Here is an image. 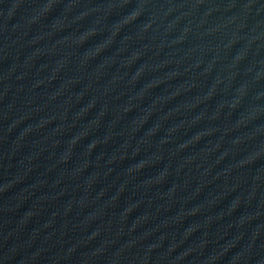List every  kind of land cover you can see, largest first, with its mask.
<instances>
[{
    "label": "water",
    "instance_id": "1",
    "mask_svg": "<svg viewBox=\"0 0 264 264\" xmlns=\"http://www.w3.org/2000/svg\"><path fill=\"white\" fill-rule=\"evenodd\" d=\"M0 264H264V0H0Z\"/></svg>",
    "mask_w": 264,
    "mask_h": 264
}]
</instances>
